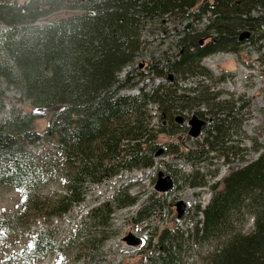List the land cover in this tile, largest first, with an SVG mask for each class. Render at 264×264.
Instances as JSON below:
<instances>
[{"label":"trees","instance_id":"trees-1","mask_svg":"<svg viewBox=\"0 0 264 264\" xmlns=\"http://www.w3.org/2000/svg\"><path fill=\"white\" fill-rule=\"evenodd\" d=\"M61 11L70 14L47 21ZM206 15L204 28L196 30L195 23ZM188 21L191 25L185 28ZM0 24L6 26L0 38V78L7 87L18 88L16 101L30 105V111H13L0 122V161L11 168L0 179L25 185L29 193L25 205L40 181L57 180L64 187L65 194L49 210L61 217L85 201L90 187L123 172L150 168L157 156L172 154L208 166L205 160L214 153L231 166L239 155V148L228 140L239 131L242 111L237 102L220 100L219 93L211 91L214 76L200 62L214 52H237L246 41L242 35L264 40V0H0ZM146 30L152 36L171 30L179 37L174 43L177 51L150 56L141 68L140 56L156 40H146ZM206 38L211 41L201 43ZM150 73L161 81L147 83ZM191 76L194 86L181 83ZM135 88L137 92L131 93ZM0 99H6L1 83ZM151 104L159 113L155 127ZM200 104L202 111L196 109L197 114L213 117L206 118L211 121L205 127L206 138L197 141V150L159 141L162 134L185 137L176 114ZM45 111L51 116L40 132L34 122ZM43 140L55 145L58 159L48 151L43 156L26 152ZM253 148L258 150L257 158L231 168L219 190L217 184L212 186L209 204L204 209L197 206L194 214L201 211L203 221L196 220L189 233L168 226L161 230L157 244L151 236L143 264H182L191 242L209 249L201 264H264V148ZM195 173L200 175L198 170ZM152 197L138 211V221L148 220L164 205V198ZM116 200L123 207L139 198L126 192ZM121 200L124 203H118ZM92 213L95 221L104 224L100 228H107L114 208L105 203ZM249 217L253 218L250 230L237 228ZM39 236L32 239L31 249L45 254L53 243ZM161 247L155 257L151 249Z\"/></svg>","mask_w":264,"mask_h":264},{"label":"rangeland","instance_id":"rangeland-1","mask_svg":"<svg viewBox=\"0 0 264 264\" xmlns=\"http://www.w3.org/2000/svg\"><path fill=\"white\" fill-rule=\"evenodd\" d=\"M68 14L70 12L61 11L52 14L47 21L59 20ZM208 16L195 23L194 28L198 31L202 30ZM188 23L191 22H186L185 28ZM5 29L6 26L0 24V38ZM180 31L179 28L178 32ZM178 37L171 30L167 35L157 32L153 36L146 30L144 38L148 41L152 38L156 40L140 56L141 64H143L141 68L145 61L150 60V56L158 57L165 51L169 53L177 51L174 43ZM243 39L246 41L237 52H214L200 62L201 66L214 76L210 87L211 91L221 94L220 100L235 101L237 106H239L238 97H243L245 101L244 113L239 116L242 118V125L238 128V132H230L231 137L228 140L231 145L239 148V155L232 159L231 166L224 161L222 155L214 153H210L205 160L208 161V166L202 160L187 162L172 154V156L156 157L155 164L150 168H137L123 172L101 185L90 187L85 201L73 206L69 213L61 217L52 216L49 211L57 198L65 194L64 187L59 181L53 180L49 184H43V181H40L36 186L37 189L31 193L30 202L25 205L29 195L25 185H15L11 181L0 179V264H143L145 261L143 254L150 250L148 245L151 236H154L153 242L157 244L162 229L178 226L185 233H189L196 220L203 221V214L200 211L197 214L194 213L198 205L204 209L209 204L215 191L212 186L217 184V190H219L231 168L236 169L256 159L259 153L253 146L260 149L259 151L264 148V40H251V37L246 35ZM202 41L208 44L211 38ZM0 54L3 55L1 51ZM131 67H126L121 76H124ZM194 78L195 76L184 78L181 83L194 86ZM145 81L157 84L161 79L150 73ZM0 83L6 95L5 101L0 99V122L8 119L13 111H30L28 102L23 99L16 101L20 96L17 87H7L1 78ZM136 89L130 92L135 93ZM202 106L203 104L195 105L192 111H180L176 114L177 119L186 118L184 123H181V119L177 120V123L183 127L182 131L186 129L187 136L179 140L178 134L170 136L162 134L159 141L179 142L185 151L197 150V141L206 138V131L200 138H192L188 134L186 125L191 115L202 111ZM149 109L153 116L151 123L155 127L159 121L158 109L154 104H151ZM50 116L51 114L45 111L44 117L35 120L34 124L38 131L43 132L46 129ZM211 116L212 114L207 115V117ZM28 151L42 156L45 151H48L53 159H58L59 156L55 145L44 140L36 145L28 146L26 152ZM197 170L200 175L195 173ZM9 171L11 168L8 163L0 161V177ZM160 171L171 175L175 181L174 189L165 194H159L155 190ZM189 175L192 178L187 179L186 176ZM12 179L14 182L18 181V178ZM126 192L139 198V201L132 206L120 207L115 197L117 195L123 197ZM156 195L165 199L164 205L157 209L148 220L138 221V211L153 198L152 196ZM180 200L186 203V210L182 217L178 218L176 203ZM105 203L111 204L114 213L109 226L100 228L104 224L100 223V225L94 220L92 209ZM118 203L122 204L124 200ZM252 225L253 218L249 217L243 226L239 223L237 228L248 231ZM129 234L141 238L138 246H129L125 242L124 238ZM37 235H40L42 240L51 238L53 248L45 254L32 250L31 241ZM151 250L156 257L162 251V247L157 251L156 248ZM208 250L204 244L197 247L191 242L183 254L182 264H201V258Z\"/></svg>","mask_w":264,"mask_h":264},{"label":"water","instance_id":"water-1","mask_svg":"<svg viewBox=\"0 0 264 264\" xmlns=\"http://www.w3.org/2000/svg\"><path fill=\"white\" fill-rule=\"evenodd\" d=\"M189 27H190V23H188L186 28H189ZM246 36L248 37L249 34H247ZM240 38L243 39V36H241ZM202 42L203 41L201 40V43ZM169 79L171 81L173 80L172 74L169 75ZM189 124L191 125V129L189 130V135L194 138L198 137L202 131V125L204 124V121L199 120L198 117L194 115L189 121ZM173 186H174V183H173L172 177L169 175L165 176L164 172L160 171L158 174V179L155 184V190L157 192L164 193V192L171 190ZM176 207H177L178 216L181 217L182 213L185 210L186 205L183 201H178L176 203ZM124 240L129 246H137L140 244V239L134 236L133 234H129L128 236L124 238Z\"/></svg>","mask_w":264,"mask_h":264},{"label":"flooded vegetation","instance_id":"flooded-vegetation-1","mask_svg":"<svg viewBox=\"0 0 264 264\" xmlns=\"http://www.w3.org/2000/svg\"><path fill=\"white\" fill-rule=\"evenodd\" d=\"M219 98H222L221 97V94L219 95ZM238 100H239V102H238V104H239V107H240V111H242V113H244V110H245V108H244V99H243V97H238L237 98ZM243 107V108H242ZM196 115H197V117H198V119L199 120H202V121H204V124L202 125V133L203 132H205V127L207 126V124H208V122H210L211 120H210V118L207 120L206 118V116H201L200 114H197V113H195ZM179 119H181V123H184V120L186 121V118H184V117H181V118H179ZM178 119V120H179ZM191 120V117L189 118V120L187 121V125H188V123H189V121ZM241 125H242V120H241ZM200 138V137H199ZM202 138V137H201Z\"/></svg>","mask_w":264,"mask_h":264},{"label":"bare ground","instance_id":"bare-ground-1","mask_svg":"<svg viewBox=\"0 0 264 264\" xmlns=\"http://www.w3.org/2000/svg\"><path fill=\"white\" fill-rule=\"evenodd\" d=\"M58 147V146H57Z\"/></svg>","mask_w":264,"mask_h":264}]
</instances>
